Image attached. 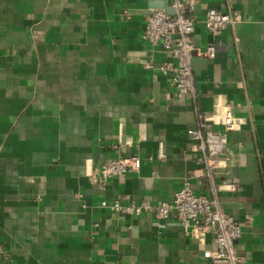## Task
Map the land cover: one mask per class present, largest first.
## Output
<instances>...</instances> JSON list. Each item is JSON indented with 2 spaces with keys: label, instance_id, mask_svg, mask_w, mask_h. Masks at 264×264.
I'll list each match as a JSON object with an SVG mask.
<instances>
[{
  "label": "crops",
  "instance_id": "1",
  "mask_svg": "<svg viewBox=\"0 0 264 264\" xmlns=\"http://www.w3.org/2000/svg\"><path fill=\"white\" fill-rule=\"evenodd\" d=\"M161 1L172 2L0 0V264H211L212 234L102 202L171 199L185 178L212 196L187 130L198 110L223 130L227 106L239 127L218 171L238 188L220 200L242 225L238 252L264 264V0H200L192 37L218 49L194 56L196 94L181 98L141 63L170 60L143 37ZM211 8L243 19L215 38L204 24ZM133 153L139 170L105 187L90 180L93 166Z\"/></svg>",
  "mask_w": 264,
  "mask_h": 264
},
{
  "label": "built area",
  "instance_id": "2",
  "mask_svg": "<svg viewBox=\"0 0 264 264\" xmlns=\"http://www.w3.org/2000/svg\"><path fill=\"white\" fill-rule=\"evenodd\" d=\"M200 0H172L174 13L164 8H155L147 15L143 37L153 48L162 46L170 56V60L157 61L154 58H143L142 65L169 76L176 95L183 97L196 94L194 74V56L199 54L214 58L217 52L216 40L204 49L198 47L192 37L197 19L194 12ZM243 19L240 12H225L216 8L207 11L204 24L215 38L230 27H235ZM198 126L189 128L187 136L194 144L192 150L196 161L201 165L203 176L209 183L212 196L197 194L189 178H185L182 187L171 199L132 201L122 204L102 202L117 212L141 215L151 213L161 224L174 217L189 234H212L214 249H206L204 257L211 264H247L244 254L238 252L235 241L243 234L241 223L232 213L227 212L220 200V192L225 189L236 190L235 182H228L226 173H220L219 167L230 160L233 150L227 148L229 132L239 127L233 109L227 106L222 114L223 130H216L217 115L214 112L198 110ZM160 158H164L161 149ZM142 158L138 154L116 156L108 162L93 166L88 170L90 180L105 187L108 179L141 167Z\"/></svg>",
  "mask_w": 264,
  "mask_h": 264
},
{
  "label": "water",
  "instance_id": "3",
  "mask_svg": "<svg viewBox=\"0 0 264 264\" xmlns=\"http://www.w3.org/2000/svg\"><path fill=\"white\" fill-rule=\"evenodd\" d=\"M155 7L164 8L167 12H169L171 14L174 13L172 6L165 1H163V2L161 1L158 4H151L148 12L151 13Z\"/></svg>",
  "mask_w": 264,
  "mask_h": 264
}]
</instances>
